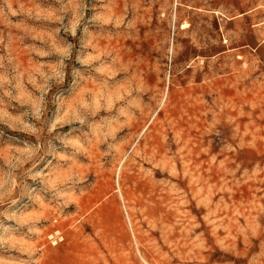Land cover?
I'll list each match as a JSON object with an SVG mask.
<instances>
[{
	"label": "rangeland",
	"instance_id": "rangeland-1",
	"mask_svg": "<svg viewBox=\"0 0 264 264\" xmlns=\"http://www.w3.org/2000/svg\"><path fill=\"white\" fill-rule=\"evenodd\" d=\"M0 264H264V0H0Z\"/></svg>",
	"mask_w": 264,
	"mask_h": 264
},
{
	"label": "built area",
	"instance_id": "built-area-1",
	"mask_svg": "<svg viewBox=\"0 0 264 264\" xmlns=\"http://www.w3.org/2000/svg\"><path fill=\"white\" fill-rule=\"evenodd\" d=\"M63 240V234L59 229H53L46 237V241L52 247L59 245Z\"/></svg>",
	"mask_w": 264,
	"mask_h": 264
},
{
	"label": "bare ground",
	"instance_id": "bare-ground-1",
	"mask_svg": "<svg viewBox=\"0 0 264 264\" xmlns=\"http://www.w3.org/2000/svg\"><path fill=\"white\" fill-rule=\"evenodd\" d=\"M126 218H127V220H128L127 214H126Z\"/></svg>",
	"mask_w": 264,
	"mask_h": 264
}]
</instances>
